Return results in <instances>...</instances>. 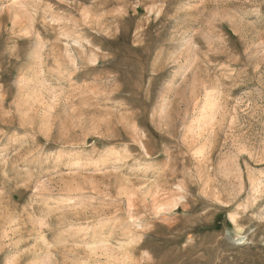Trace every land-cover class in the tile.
Listing matches in <instances>:
<instances>
[{"label":"rangeland","instance_id":"374dc122","mask_svg":"<svg viewBox=\"0 0 264 264\" xmlns=\"http://www.w3.org/2000/svg\"><path fill=\"white\" fill-rule=\"evenodd\" d=\"M0 264H264V0H0Z\"/></svg>","mask_w":264,"mask_h":264}]
</instances>
